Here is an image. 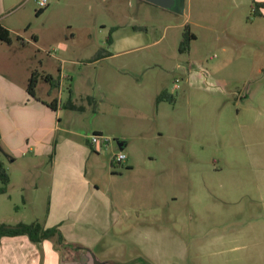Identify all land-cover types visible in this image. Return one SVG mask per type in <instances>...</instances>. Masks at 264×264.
I'll return each mask as SVG.
<instances>
[{
  "label": "rangeland",
  "instance_id": "374dc122",
  "mask_svg": "<svg viewBox=\"0 0 264 264\" xmlns=\"http://www.w3.org/2000/svg\"><path fill=\"white\" fill-rule=\"evenodd\" d=\"M48 1L40 9L37 0H23L11 15L19 20L13 44L0 42V75L25 81L42 62L59 67L64 59L70 77L59 99L85 106L65 110L64 120L83 135L100 130L111 138L91 173L119 207L102 215L119 234L103 235L98 248L113 251L101 256L111 264H264V156L256 165L251 138L260 132L255 105L264 106L257 86L264 21L251 4L184 0L174 10L146 0ZM186 24L196 38L181 52ZM125 34L130 43L120 48L128 51L101 59L116 52L107 39ZM246 88L255 91L251 99ZM163 90L171 99L157 101ZM86 94L95 97L91 105ZM123 136L127 160L111 165ZM16 155L0 140L10 175L7 185L0 181L7 191L0 193V223L11 225L44 218L49 197L48 156ZM81 216L78 227L94 230L95 216ZM52 241L59 252L53 264L63 257L79 264L88 247Z\"/></svg>",
  "mask_w": 264,
  "mask_h": 264
},
{
  "label": "crops",
  "instance_id": "0c3cea01",
  "mask_svg": "<svg viewBox=\"0 0 264 264\" xmlns=\"http://www.w3.org/2000/svg\"><path fill=\"white\" fill-rule=\"evenodd\" d=\"M22 1L0 0V23L12 33L16 31V23L19 18L16 21V19L11 18V15L15 14ZM247 1L252 7L255 2H264V0ZM259 11L261 16L257 17L264 21V7H260ZM259 26L263 25L260 24ZM107 42L117 46L114 49L116 52L106 53L101 59H110L119 53L128 51L120 47L130 43V36L125 34L117 39L109 37ZM6 44L12 45L13 41ZM58 60L61 61L59 67L51 61L42 62L41 71L45 74L59 76V89L49 94L50 83L44 78H39L36 88L37 98L30 95L26 89L29 77L34 69L29 70L25 81L9 78L7 74L0 75V140L5 149L15 157L16 154L24 156L27 151H32L36 157L45 158L48 156L46 171L49 174V197L44 218L39 221L45 227L59 225L66 241L82 240L88 246L86 251L91 249L101 260L109 262L101 254H109L113 251V247L109 248L102 245L99 249L98 244L104 234H112L116 238L119 232H113L112 229H109L104 223L102 215H116L119 207L116 200L109 197L107 191L98 182H95L91 176V173H97L99 169V160L94 155L99 153L100 147L95 145L91 147L88 144L90 137L83 135V132L70 126L67 123L69 119L64 120L65 110L70 108L65 107L66 103L60 101L59 95L65 86V80L70 76L64 72L65 60H60V58ZM259 71L261 77L257 81L261 79L257 86L261 85V88H264V68H260ZM187 72H191V68H188ZM192 74L193 72L190 73V75ZM39 86H41V92H39ZM247 90L248 88H246L245 98L251 99L255 91L252 89ZM99 91L102 98H104L106 91L102 81L99 82ZM55 99L59 100L57 109H53L49 105V102ZM255 101L256 99H253L252 102ZM84 102L91 105L95 102V97L86 94ZM75 106L78 109L85 108L84 105ZM255 106L257 108V120L255 122L260 124V132L253 133L254 135L250 136L255 140V149L252 150L254 161L256 165L262 166L264 156V106L262 103ZM95 131L101 133L100 130ZM126 139L123 136L118 143L119 148L110 156L109 163L111 165H113V155L119 150L124 151L127 146ZM121 145L123 146L122 149L120 148ZM81 215L95 216L91 222L94 230H91V227L89 230L78 227L81 225V221H84ZM114 226L120 227V222L117 221ZM43 256L46 264H53L59 260L58 249L55 248L52 240H44L36 244L27 235L4 236L0 239V264H40ZM148 257L152 260L150 256ZM61 263L75 264V261H68L63 257ZM245 263L246 261L243 260L240 264ZM109 264L111 263L109 262Z\"/></svg>",
  "mask_w": 264,
  "mask_h": 264
},
{
  "label": "trees",
  "instance_id": "16d2710c",
  "mask_svg": "<svg viewBox=\"0 0 264 264\" xmlns=\"http://www.w3.org/2000/svg\"><path fill=\"white\" fill-rule=\"evenodd\" d=\"M260 7H264V2L262 3L255 2L253 5V14L256 17L261 16V13L259 11ZM12 35L13 33L0 23V41H3L5 43H11ZM195 38H196L195 33L192 32L190 26L186 24L182 35V40L180 41L179 50L181 52H189L191 49L192 41ZM21 41L23 42L22 39ZM39 78H44L50 83L49 94L53 93V91L55 90H58L60 87L59 76L45 74L40 70H33L29 77L28 84L26 87L27 92L33 97L37 98L36 88L38 85ZM162 99H171L170 94L168 93L167 90H163L157 97V101H161ZM58 102L59 100L55 99L49 102V105L53 109H57ZM65 107L70 109L76 108L75 104L72 101L67 102L65 104ZM88 144L91 147L94 146L90 140L88 141ZM0 181H2L5 185H7L10 182V175L6 171L1 161H0ZM4 192H6V188L0 187V193H4ZM18 235H27L29 239L36 244L41 243L44 240L55 239L56 243H58L59 246L60 244H64L66 241L59 225L53 227H45L40 221H33L29 223L18 222L14 225L5 222L0 223V239L4 236H18Z\"/></svg>",
  "mask_w": 264,
  "mask_h": 264
},
{
  "label": "built area",
  "instance_id": "2783aa9c",
  "mask_svg": "<svg viewBox=\"0 0 264 264\" xmlns=\"http://www.w3.org/2000/svg\"><path fill=\"white\" fill-rule=\"evenodd\" d=\"M38 5L40 7V9H43L45 7L48 6L49 1L48 0H37ZM90 141L93 145H95L96 147H103V146H107L109 145L111 138L104 135V134H99V133H94L90 136ZM127 160V155L123 150H119L118 152H116L113 157H112V161L115 164H122Z\"/></svg>",
  "mask_w": 264,
  "mask_h": 264
},
{
  "label": "water",
  "instance_id": "95a60500",
  "mask_svg": "<svg viewBox=\"0 0 264 264\" xmlns=\"http://www.w3.org/2000/svg\"><path fill=\"white\" fill-rule=\"evenodd\" d=\"M158 6L174 9V10H181L183 8L184 0H146ZM122 145L120 148L122 149ZM91 259V264H109V262L101 260L97 254L92 251L91 249H87V255ZM83 258V256H82Z\"/></svg>",
  "mask_w": 264,
  "mask_h": 264
},
{
  "label": "flooded vegetation",
  "instance_id": "af4514ba",
  "mask_svg": "<svg viewBox=\"0 0 264 264\" xmlns=\"http://www.w3.org/2000/svg\"><path fill=\"white\" fill-rule=\"evenodd\" d=\"M85 255H87V251L86 250L83 252L81 257L77 260L79 262V264H91L90 257L85 256ZM82 256H83V258H82Z\"/></svg>",
  "mask_w": 264,
  "mask_h": 264
}]
</instances>
